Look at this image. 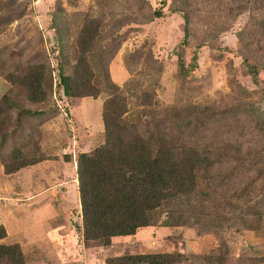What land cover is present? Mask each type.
Masks as SVG:
<instances>
[{
  "label": "rangeland",
  "instance_id": "obj_1",
  "mask_svg": "<svg viewBox=\"0 0 264 264\" xmlns=\"http://www.w3.org/2000/svg\"><path fill=\"white\" fill-rule=\"evenodd\" d=\"M87 27H97L94 37ZM33 65L50 94L31 106L38 114L16 143L24 138L21 156L38 161L5 173L14 163L0 157V243L18 242L25 264L158 252L187 257L176 264H264V0H0L2 114L4 76ZM74 73L97 95L66 96L60 75ZM12 90L25 101L21 87ZM113 93L131 121L205 107L197 110L216 163L198 177L200 222L166 225L165 207L132 236L84 247L77 159L104 142L101 103ZM69 234L76 250L67 251Z\"/></svg>",
  "mask_w": 264,
  "mask_h": 264
},
{
  "label": "trees",
  "instance_id": "obj_2",
  "mask_svg": "<svg viewBox=\"0 0 264 264\" xmlns=\"http://www.w3.org/2000/svg\"><path fill=\"white\" fill-rule=\"evenodd\" d=\"M156 13L161 15L159 11ZM184 20L183 41L187 43L190 35L187 15ZM97 30V27L94 30L87 27L83 33L94 37L89 33ZM192 59H196V54ZM0 74L3 76L2 72ZM4 78L10 87L2 96L10 99L8 110L3 114L0 112V157L12 159L13 166L8 168L6 165L4 171L15 173L20 167L38 161L21 156L25 150L22 148L24 138L20 145L16 141L21 136L18 132L24 134L27 130L29 118L38 114L31 106L44 101L50 93L44 86L45 77L35 65L21 74L11 73ZM60 82L66 96L97 95L87 90L89 80L78 78L77 73L60 75ZM17 87L23 89L25 101H20L18 92L12 90ZM125 101L119 93H113L101 103L104 142L92 151L78 155L76 174L84 247L90 241H100L108 246L114 237L132 236L138 229L156 223L159 210L165 207H170L166 211L167 220L163 221L166 225L198 223L203 216L192 205L198 196L195 189L198 177L204 173L202 176L206 178V172L216 163V157L212 159L209 150L211 142L207 137L210 134L197 110L205 107L188 105L180 110L164 109L165 114L160 117L153 115V119L148 120L149 116L144 121L137 117L131 121ZM27 151L31 152L30 149ZM215 221H218L217 217ZM6 235L0 224V239H5ZM65 245L67 251L68 248L76 250L79 241L74 234H69ZM183 259L187 257L180 252L133 253L106 257L104 263L176 264ZM0 264H25L18 242L0 243Z\"/></svg>",
  "mask_w": 264,
  "mask_h": 264
}]
</instances>
